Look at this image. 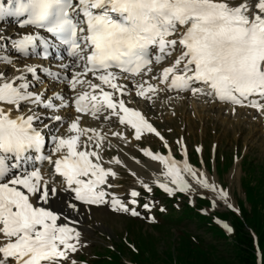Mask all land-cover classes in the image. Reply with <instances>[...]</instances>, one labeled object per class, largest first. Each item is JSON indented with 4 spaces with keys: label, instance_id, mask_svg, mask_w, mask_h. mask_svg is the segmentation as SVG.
Masks as SVG:
<instances>
[{
    "label": "snow or ice",
    "instance_id": "6c2138e0",
    "mask_svg": "<svg viewBox=\"0 0 264 264\" xmlns=\"http://www.w3.org/2000/svg\"><path fill=\"white\" fill-rule=\"evenodd\" d=\"M5 16L22 17L21 27L30 29L12 41L16 52L47 60L62 50L66 57L58 59L71 58L60 67L70 73L67 83L76 92L71 106L78 115L70 122L59 114L48 117L67 127L65 135L46 133L44 114L33 108L25 112L22 106L59 112L69 103L58 93L47 97L29 91L28 74L35 77L36 66L26 65L11 77L0 72V264H61L78 250L80 232L70 226L74 221L63 222L68 218L52 208L60 193L36 161L52 166L72 201L101 205L111 196L114 211L139 215L107 191L112 187L108 179L116 173L104 165L122 161H104L107 133L82 126L85 116L114 117L135 140L146 134L158 137L167 154L150 149L142 154L162 166L163 180L156 184L169 195L190 188L186 176L215 191L189 164L186 148L183 162L176 161L163 135L141 111L128 106L127 81H135V95L142 99L165 90L190 92L264 114V0L236 5L230 0H4L0 19ZM168 58L171 63L155 74L153 66ZM11 63L0 57V64ZM111 134L128 139L123 132ZM49 143L50 154H45ZM130 195L136 204L139 193ZM221 196L226 199L227 193ZM66 206L77 210V203Z\"/></svg>",
    "mask_w": 264,
    "mask_h": 264
},
{
    "label": "rangeland",
    "instance_id": "374dc122",
    "mask_svg": "<svg viewBox=\"0 0 264 264\" xmlns=\"http://www.w3.org/2000/svg\"><path fill=\"white\" fill-rule=\"evenodd\" d=\"M0 26L3 28L4 25ZM2 39L0 57L10 59L12 63L0 64V72L11 77L17 69L32 65L27 62L24 66L23 63L28 60L12 56V41L16 39L11 41L7 38L3 42ZM48 64L42 62L39 65L36 62L37 75L44 81L38 77L29 78L32 85L29 91L51 97L56 92L60 94V91H55V87L50 88L48 78L50 73L56 72L57 75L59 72L52 68L53 65L49 70ZM41 65L45 66L49 76L39 70ZM70 92L73 91L70 89ZM133 92L135 90H130L131 94L124 99L136 104L163 135L176 161L183 160L181 150L187 149L189 164L198 173H203L202 178H206L215 191L186 176L190 184L187 191H175L169 195L162 190L166 195H160L154 189L158 187L157 179L163 180L162 166L145 157L142 149L166 154L168 150L162 147L163 142L150 134L135 140L131 130L119 125L114 117L110 121L102 117L94 120L91 127L102 128L107 133L102 149L104 161L113 158L122 161L120 165L105 163V167H112L116 173L115 178L109 177L108 182L112 187L107 191L129 209H135L139 215L114 211L111 196L107 198L109 203L81 206L82 216L70 224L80 232L78 250L69 252L68 259L61 261V264H98L97 258L100 264H224L225 261L231 262V254L223 239L234 241V230L238 223L249 237L252 263L264 264V178L259 174L264 166V114L215 104L209 96L199 94L190 99L183 93L172 91L173 94H170L165 90L147 100L135 99ZM74 95L68 100L72 101ZM54 102L60 103L58 100ZM28 108L47 114L46 117L60 113L64 118L76 115L72 107L51 112L44 108L40 111L41 108L31 104L22 106L25 112ZM49 121L45 120L52 123L47 131L51 130L53 135H62V129L69 122L66 118L62 125ZM112 132H123L128 139L114 137ZM181 144L182 148L179 147ZM51 147L49 143L45 154H50ZM45 162L38 166L42 174L51 178L55 185L60 184V179L49 173L51 165ZM143 184L149 185L152 191H146ZM133 190L139 193L135 198L136 204L131 203L133 198L130 193ZM221 192L227 193L226 199ZM145 204L149 206L148 209L144 207ZM184 205L195 214L184 216L181 213ZM225 224L231 229L230 232L224 227ZM222 258L226 260L223 262ZM232 259L233 262L229 264H247L238 262L237 257Z\"/></svg>",
    "mask_w": 264,
    "mask_h": 264
},
{
    "label": "bare ground",
    "instance_id": "6f19581e",
    "mask_svg": "<svg viewBox=\"0 0 264 264\" xmlns=\"http://www.w3.org/2000/svg\"><path fill=\"white\" fill-rule=\"evenodd\" d=\"M249 3H251V2H249ZM6 23L9 25V26H7V24H6V27H5V25L4 26H2L3 28H1V26H0V39H2V42L4 41V40H6L7 38H10L9 40H13V39H19L20 37H22L23 35H25V34H28V32L25 30V29H21V28H19V27H17V26H15L14 25V22H7V20H6ZM1 42V41H0ZM11 51V54H12V56H14V57H19V55H21L20 53H18V52H16V50L15 49H12V50H10ZM17 57V58H18ZM70 59H68V58H65L64 60H60V61H57V65L54 63L53 64V66L54 65H56L57 66V69H56V71H58L59 72V79L58 80H56V75L53 77V73H50V74H52V78L53 79H51L50 81H49V78H48V82H49V86H50V88L52 87V89H53V87H55V91H60V95L61 96H63L64 97V99H69L70 98V96H73L74 95V93L73 92H70V86L69 85H67L66 84V79H67V77L70 75V73H68L67 72V70H65V69H63V68H61L60 67V64L61 63H67L68 61H69ZM36 61H39L38 59L36 60ZM26 63L27 62H25V63H23V65L25 66L26 65ZM36 64V63H35ZM35 64H32L31 66H34ZM37 64H39V63H37ZM29 65V64H28ZM40 65V64H39ZM42 66V65H41ZM41 66H39L38 68H40L39 70L40 71H42L43 73H44V75H47V70H45V66L43 65L42 67ZM52 66V67H53ZM162 69V68H161ZM22 70V69H21ZM14 73V72H13ZM42 73V74H43ZM48 74H49V72H48ZM15 75H19V72L18 71H15V74L13 75V76H15ZM30 75V74H29ZM158 75V74H157ZM11 76V75H10ZM43 76V75H42ZM139 78L137 77V78H135V80H138ZM63 81H65V83L63 82ZM155 81V80H154ZM135 81H127L126 83H128V88H129V91L130 90H135L134 89V87H133V83H134ZM155 83H157L156 81H155ZM163 86V88H164V85H162ZM161 87V86H160ZM77 91H79V90H77ZM57 93V92H56ZM135 92H133V94H134ZM180 93H183V95H187L188 97H190V99L191 98H194L196 95H192V94H189L188 92H180ZM138 97V96H137ZM140 98V97H139ZM212 99V98H211ZM126 100V99H125ZM60 102V101H59ZM70 104V103H69ZM132 105V106H131ZM129 107H131V108H136V109H138L139 111H141L140 110V108L138 107V106H136V104H134V103H130L129 105H128ZM70 107V106H69ZM142 112V111H141ZM143 113V112H142ZM44 114V113H43ZM62 113H60L59 115H61ZM73 115V114H72ZM72 115H70V116H72ZM78 114L76 113V115L75 116H73V118H75L76 116H77ZM144 115V114H143ZM145 117H146V115H144ZM66 118V120L68 119V121L70 122L71 121V119H73L72 117H68V116H66L65 117ZM89 117L88 116H85V117H83L82 118V120H81V125L82 126H84V127H91L92 125H93V123H94V120L91 118V119H88ZM147 119V118H146ZM117 122V121H116ZM50 127V126H49ZM45 131H46V133L48 132L47 131V129H44ZM66 128L65 129H62V131H61V133H62V135L63 134H66ZM47 152V151H46ZM36 162H38V161H36ZM44 162V161H43ZM36 164V163H35ZM52 167V166H51ZM106 168H112V167H106ZM115 170V169H114ZM113 170V171H114ZM60 178V177H59ZM163 178V177H162ZM56 187H57V190H58V192L60 193V199H59V202H57V201H53L52 202V208L53 209H55V210H57V211H62L63 212V215L65 216V217H67L68 218V220H66V221H63V222H68V221H73V220H77V218L78 219H80V217L82 216L81 215V213H80V211H81V206H84V205H86V204H80L79 202H75V201H72V197H71V195L69 194V193H67V192H65L64 191V184L62 183V181H61V183L60 184H58V185H55ZM171 187L173 186V185H170ZM51 187V186H50ZM173 187H175V186H173ZM184 192V191H183ZM68 202H74V203H77V210H72L71 208H69V207H67L66 206V203H68Z\"/></svg>",
    "mask_w": 264,
    "mask_h": 264
},
{
    "label": "trees",
    "instance_id": "16d2710c",
    "mask_svg": "<svg viewBox=\"0 0 264 264\" xmlns=\"http://www.w3.org/2000/svg\"><path fill=\"white\" fill-rule=\"evenodd\" d=\"M250 171H251V169H250ZM259 174L261 176H263V178H264V166H263V168H261V173H259ZM203 203H205V202H203ZM181 213L184 216H186V215L189 216L191 214H193V215L195 214L194 211L190 210L189 207H186L185 205H184V209H183V207L181 208ZM246 218H248V217L246 216ZM234 237H235L234 241H230L229 239H228V241H226L225 237L223 239L225 242V245L227 246L226 249L231 254V262H233V259H232L233 257L234 258L237 257L238 262H244V263L246 262L247 264H253L252 263V256L250 253L251 251H249V239H248L249 237L247 236L246 232L243 229H241V227L239 226V223L237 224V228H235V230H234ZM106 252H109V251H106ZM224 259L225 258H222L221 260L223 261ZM99 260H101V259H99ZM103 260L108 261L105 258ZM96 261L98 264H100V262H98V258L96 259ZM229 262L230 261H225L224 264H229ZM106 264H111V263H106Z\"/></svg>",
    "mask_w": 264,
    "mask_h": 264
}]
</instances>
